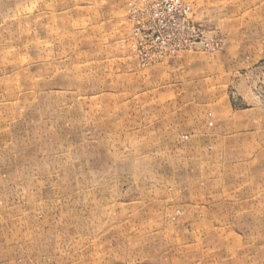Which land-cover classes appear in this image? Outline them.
I'll use <instances>...</instances> for the list:
<instances>
[{
    "label": "rangeland",
    "instance_id": "obj_1",
    "mask_svg": "<svg viewBox=\"0 0 264 264\" xmlns=\"http://www.w3.org/2000/svg\"><path fill=\"white\" fill-rule=\"evenodd\" d=\"M0 264H264V0H0Z\"/></svg>",
    "mask_w": 264,
    "mask_h": 264
}]
</instances>
